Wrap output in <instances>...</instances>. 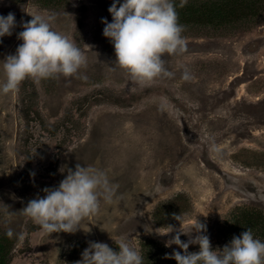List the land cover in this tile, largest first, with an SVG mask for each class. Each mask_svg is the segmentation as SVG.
<instances>
[{
  "label": "rangeland",
  "instance_id": "374dc122",
  "mask_svg": "<svg viewBox=\"0 0 264 264\" xmlns=\"http://www.w3.org/2000/svg\"><path fill=\"white\" fill-rule=\"evenodd\" d=\"M112 3L0 0V15L12 12L17 21L13 34L0 38V84L3 61L22 43L17 33L21 21L32 18L28 13L55 14L53 29L88 60L79 73L86 80L34 83L32 104L40 117L31 113L26 120L22 109L24 98L33 100L25 89L31 80L18 92L0 95V231L14 233L11 264H75L90 241L116 249L114 241L122 237L139 249L144 264H177L165 258L173 250L183 252L165 246L174 233L154 232L179 227L173 214L182 215L185 224L198 216L216 249L230 242L224 222L233 208L264 207V21L239 30L183 23L175 0L187 50L165 56L172 78L140 89L112 65L114 46L103 36L101 22L112 21ZM180 65L190 80L182 79ZM77 163L104 170L121 198L102 203L92 223H82L87 232L42 235L21 209L44 196L45 187L58 186ZM180 194L179 202L166 204L171 217L158 223L153 215L158 204Z\"/></svg>",
  "mask_w": 264,
  "mask_h": 264
},
{
  "label": "clouds",
  "instance_id": "9594fccd",
  "mask_svg": "<svg viewBox=\"0 0 264 264\" xmlns=\"http://www.w3.org/2000/svg\"><path fill=\"white\" fill-rule=\"evenodd\" d=\"M187 2L180 0L179 7ZM108 11L112 21L102 18L103 36L114 46L112 65L126 74L129 83L144 89L160 79L172 78L174 73L166 67L165 56H180L187 50L183 36L185 27L179 22L175 0H123L122 3L113 0ZM28 14L32 18L21 21L23 30L17 33L22 43L3 61L4 81L0 84V95L18 92L26 80L36 84L60 77L86 80V76L79 75L80 70L87 67L86 53L67 35L53 29L55 14ZM16 27L14 13L0 15V38L11 36ZM179 67L183 69L182 79L190 80L189 70L184 65ZM212 150L218 151L215 147ZM117 189L118 185L111 183L104 170L77 163L74 170L67 169L58 186L45 187L42 190L45 195L30 199L21 211L39 227L42 235L48 237L61 232L73 234L80 229L87 232L82 223L85 220L92 223L102 203L111 205L120 199ZM173 218L179 221V227L165 225L154 232L159 236L174 233L165 241V246L177 245L183 252L173 250L165 254V258L174 259L177 264H264V241L256 238L251 228L233 236L222 248L213 249L205 234L207 226L198 216L189 224L184 223L180 214H173ZM6 235L13 237L11 228ZM181 235L188 240L183 241ZM114 243L116 249L104 242L90 241L81 253L82 259L75 264H144L139 249L126 238ZM190 245H198L199 250L189 251Z\"/></svg>",
  "mask_w": 264,
  "mask_h": 264
},
{
  "label": "trees",
  "instance_id": "16d2710c",
  "mask_svg": "<svg viewBox=\"0 0 264 264\" xmlns=\"http://www.w3.org/2000/svg\"><path fill=\"white\" fill-rule=\"evenodd\" d=\"M180 16L185 19L180 20L183 23L210 26L214 29L221 27L230 30L251 28L264 21V0H188L184 7H180ZM27 87L32 91V99L35 98L34 83L30 82L25 89ZM25 101H28V99L24 98V101H22V109L26 120H30L31 113L40 117L37 107L34 110V105L32 104L35 103L34 99L30 102ZM25 193L26 190L22 192V196ZM182 198L183 196L180 194L169 202L159 203L153 213L154 219L158 223L169 219L168 217H171L173 210H169L171 206L166 207V204H174V202H179ZM224 224V231L230 240L233 236H239L247 228H251L254 236L264 241V207L237 206L229 212ZM14 250L15 239L9 238L6 233L0 231V264H11Z\"/></svg>",
  "mask_w": 264,
  "mask_h": 264
}]
</instances>
